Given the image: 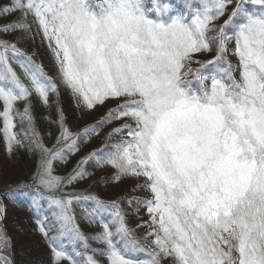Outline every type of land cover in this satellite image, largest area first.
Instances as JSON below:
<instances>
[{
  "label": "snow or ice",
  "instance_id": "snow-or-ice-1",
  "mask_svg": "<svg viewBox=\"0 0 264 264\" xmlns=\"http://www.w3.org/2000/svg\"><path fill=\"white\" fill-rule=\"evenodd\" d=\"M17 11L0 25L2 33L21 32L17 41L0 37V134L9 152L21 145L37 153L38 166L30 184L4 195L15 201L35 191L31 207L56 264H264V0H183L180 8L170 0L0 4V14ZM37 37L54 59L55 78L18 47ZM61 86L77 107L116 103L76 132L57 106L59 133L49 147L31 97L50 106ZM109 124L99 149L68 175L54 174V162H66ZM89 162L114 168L116 181L135 178L133 190L150 194L124 198L146 209L137 225L148 229L144 235L129 227L121 200L63 192L90 175ZM42 199L50 216L39 217ZM89 201L84 218L100 230L86 235L72 204ZM10 247L0 235V264H12Z\"/></svg>",
  "mask_w": 264,
  "mask_h": 264
},
{
  "label": "rangeland",
  "instance_id": "rangeland-1",
  "mask_svg": "<svg viewBox=\"0 0 264 264\" xmlns=\"http://www.w3.org/2000/svg\"><path fill=\"white\" fill-rule=\"evenodd\" d=\"M7 2H9V0H0V4L7 3ZM170 2H172L176 8H180L183 5V0H170ZM230 10H231V6L229 8V11ZM19 16H20V13L18 11L11 13V14H0V25L13 21ZM29 19H31V17H29ZM20 36H21V32L18 29L11 31L9 33L0 32V37L7 38L11 41H17V39ZM23 45H25L26 47H24ZM18 47H20L22 50H24L29 55H32L33 58L36 60V62L41 64L44 67V70L48 73V75L52 76L53 78L56 77V67L54 64V59L51 56L50 52L48 51L46 44L41 43L39 37H37L35 41L27 40V39L20 41L18 42ZM214 55H215L214 52L206 53V54L199 56L198 59L208 60V59H211ZM229 58L233 62H235L236 60L234 56H230ZM195 66L197 65H194V67ZM14 67L16 68V71L18 73L22 74V70L19 68L18 65H14ZM63 91L64 92L67 91L71 95L69 90L61 86L59 89L60 94L58 98L55 95H50V100L55 102L54 105L62 102L61 100H63L64 96H66V95H63L64 94ZM33 98L35 101H38L34 95H33ZM115 103L116 101L113 100V101H109L105 105L97 106L94 110H87V109H84L82 106L77 107V102L73 100L72 108L74 107L77 111L74 113H71V116L69 117V121L66 124L71 131L73 132L79 131L83 127L89 126L95 123L96 121H98L102 116L105 115L107 109L109 107L114 106ZM21 105L22 103H20V107H22ZM44 109L45 108L41 107L40 105L39 111L42 112L44 111ZM115 123H118V122H113V124ZM113 124H109V125L104 126L103 128H100L98 130V134H92L87 141L81 144L82 151L83 152L89 151L88 153H90L95 149H99L105 143L106 133L110 130ZM0 127H2V120H0ZM113 139H119V137H114ZM43 142L47 146L49 147L51 146V143L48 142V140L44 138H43ZM6 149H7V145L4 139L2 138V135L0 134V191L4 193L7 189L15 186L16 183L24 182V180L21 179L22 174H20L16 170L17 168L14 165H11L10 163L9 164L3 163V166H2L1 160H2V156L4 158V154L7 155ZM34 164L35 165H29V169H27L26 171L27 174H29V177L26 180L27 183L29 184L31 183V177L38 166V157L35 159ZM95 168H96V172L93 171V173H91L92 169L95 170ZM87 171L90 173V180L89 181L87 180L88 181L87 184H82L80 180H78L70 185H66L63 188V192L75 193L78 195H85V196L95 195L105 201L121 200L122 201L121 207L123 208L125 212L126 221L129 227L135 229L138 236L144 235L148 231V229L144 227L137 228V225L140 224L142 221L148 219L146 209L143 206L135 205V202H133L132 205H129L127 203V200L124 198L125 197H148L150 198V194L147 193V191L144 189L135 188V190H133L134 186L137 183V180L135 178L125 177L119 181L112 179L113 175L115 174V169L110 166L98 168V167H95L93 163V165L90 166V170L87 169ZM54 174L60 175V176L68 175L64 171V162H59V161L54 162ZM32 188L34 189L35 185H32ZM44 191L45 190L43 188H40V192L43 193ZM31 194L32 196L35 195V191L31 190ZM0 199H2V201L4 200V196L1 194H0ZM40 205L43 210L42 216L43 215L50 216L51 209L48 207L47 200L42 199L40 201ZM17 206L18 208H16V206L14 205L12 206L10 203L7 202L5 203V208H7V210H5V212H1V209H0V228L3 229V233H0V235L6 234L7 237L10 238L11 247L7 249V252L8 254L12 256L15 264H18L17 262L20 260L18 255L20 254V252H22L25 246L28 247L27 250L31 248L33 249V248H39V247L45 246L44 248L47 251L48 247L46 245H49L46 238L39 232L38 225L36 223L37 218H35L31 210L29 208H26L20 200ZM92 206H93V203L90 201L85 202V203H75L74 202L72 204V208L74 210L76 220L81 230L86 235H91L100 230V225L98 223H89L84 218L83 211L85 210V208L88 211H91ZM137 207H139L138 212H137ZM27 220H29V224H27L28 222ZM6 222L8 226L10 227L9 229H12V230H16L18 228L21 229L23 228V225H25L24 226L25 234L23 235V237H19L17 234L13 236L9 235V233L7 232L8 230L6 229V226L4 224ZM89 243L91 244L92 248L99 247V244H97V242L94 240H90ZM50 251H51V247H50ZM100 259H104V258L100 257ZM20 261L22 262V260ZM23 264H32V263L28 260L27 263L25 262ZM41 264H46V263L42 262ZM48 264H53V263H48ZM60 264H64V262ZM66 264H69V262L67 261ZM164 264H170V262L166 260Z\"/></svg>",
  "mask_w": 264,
  "mask_h": 264
},
{
  "label": "trees",
  "instance_id": "trees-1",
  "mask_svg": "<svg viewBox=\"0 0 264 264\" xmlns=\"http://www.w3.org/2000/svg\"><path fill=\"white\" fill-rule=\"evenodd\" d=\"M23 46L26 47L25 45H23ZM33 95L37 98V96L35 94H33ZM63 95H66V96H64V99L61 100L62 102L54 105L55 102L50 100V106H45L38 98H37L38 101H35L33 96L31 97L32 105H33L32 112H33V115L35 117L36 127H37L40 135L42 136V138L48 140V142H50L51 145L54 143L55 137L59 133L58 124L54 122L58 119L57 106L63 110V114L65 116L66 123L69 121V117L71 116V113H74L77 111L74 107L72 108V106H73L72 96L67 91H65ZM40 105H41V107L45 108L44 111H42V112L39 111ZM21 106L22 107H20V103H19L18 108H20L22 110L24 107L23 103ZM1 108L2 107H0V110H1ZM17 131H19V126L17 127ZM2 138H3V136H2ZM6 152H7V155L4 154V158L2 156V160H1L2 166H3V163H5V164L10 163L11 165H14L17 168L16 170L20 174H22L21 179H23L24 182H27L26 180L29 177V174H27L26 171H27V169H29V165H35L34 161L38 157V154L35 152H32V151H29L27 147L21 146V145L15 146L11 152H9V150L7 148ZM88 152H83L81 149V146H80L78 152L70 155L68 157L67 161L64 162L65 173H67V174L71 173L72 170L75 168L76 164L84 156L89 154ZM91 165H93V162H89V164L85 165L86 169L90 170ZM93 171L96 172V168H95V170L92 169L91 173H93ZM87 180L88 181L90 180V175H88L85 178H83L82 180H80V182L82 184H87V182H88ZM19 184L20 183H16V185L13 187H18ZM1 192L2 191H0V194L4 196L3 201H2V199H0V201H2V203H3V207L0 208L1 212H5V210H7V208H5V203H7V202L10 203L12 206L14 205V206H16V208H18L17 205H18L19 200H20L26 208H29L31 210V212L34 214L35 218H38L36 210L33 207H31V197H32L31 190L29 191L28 196L18 197L17 200H15V201L12 199L9 200V198L4 195V192H2L3 194ZM42 212H43V210L41 208V211L39 213V217H42V214H43ZM24 220H26V219H24ZM27 221H28L27 224H29V220H27ZM4 224L6 226V229L8 230L7 232L9 233V235L13 236V235L17 234L19 237H23V235L25 234V228H24L25 225H23V228H21V229L18 228L16 230H12V229H9L10 227L8 226L7 222ZM13 228H15V227H13ZM46 246L48 247L47 251L44 248L45 246H42L39 248H33V249L31 248L29 250H27L28 247L25 246L23 248L22 252H20V254L18 255L19 259L22 260V262L19 260L17 263L23 264L25 262L27 263L29 260L32 264H41L42 262L43 263L45 262L46 264H48V263L56 264V262L54 261L53 256H52V252L50 251L49 245H46ZM99 247H101V245H99ZM63 262H64V264H66L67 260H61L59 262V264L63 263Z\"/></svg>",
  "mask_w": 264,
  "mask_h": 264
},
{
  "label": "water",
  "instance_id": "water-1",
  "mask_svg": "<svg viewBox=\"0 0 264 264\" xmlns=\"http://www.w3.org/2000/svg\"><path fill=\"white\" fill-rule=\"evenodd\" d=\"M8 255H9V257H10V260H11L12 264H15V263H14V260H13V258H12V256H11L10 254H8Z\"/></svg>",
  "mask_w": 264,
  "mask_h": 264
}]
</instances>
